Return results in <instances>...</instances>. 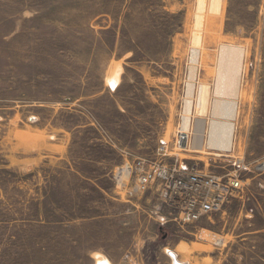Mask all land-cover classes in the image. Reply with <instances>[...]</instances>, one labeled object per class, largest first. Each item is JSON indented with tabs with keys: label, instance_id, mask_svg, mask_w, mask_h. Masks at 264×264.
Here are the masks:
<instances>
[{
	"label": "rangeland",
	"instance_id": "1",
	"mask_svg": "<svg viewBox=\"0 0 264 264\" xmlns=\"http://www.w3.org/2000/svg\"><path fill=\"white\" fill-rule=\"evenodd\" d=\"M203 1L0 0V264H264V0ZM222 46L243 52L235 98L215 95ZM212 121L233 124L229 151L205 144ZM161 143L243 193L163 222L126 170L165 160Z\"/></svg>",
	"mask_w": 264,
	"mask_h": 264
},
{
	"label": "built area",
	"instance_id": "2",
	"mask_svg": "<svg viewBox=\"0 0 264 264\" xmlns=\"http://www.w3.org/2000/svg\"><path fill=\"white\" fill-rule=\"evenodd\" d=\"M188 141L189 136L181 129L176 135L175 149L186 147ZM165 145L161 143L159 149L165 160L150 163L142 159L134 169L126 166L130 173L132 170L137 173L136 192L148 191L161 200L167 211L166 216L161 217L163 222L182 229L220 213L231 200L238 199L243 193V182L235 176L202 175L177 158H170L169 162Z\"/></svg>",
	"mask_w": 264,
	"mask_h": 264
},
{
	"label": "bare ground",
	"instance_id": "3",
	"mask_svg": "<svg viewBox=\"0 0 264 264\" xmlns=\"http://www.w3.org/2000/svg\"><path fill=\"white\" fill-rule=\"evenodd\" d=\"M201 1V0H200ZM203 1V0H202ZM213 1V0H212ZM214 2V1H213ZM204 3V1H203ZM215 2L214 4H216ZM202 4V2H201ZM213 5V3H212ZM201 6V5H200ZM200 8V7H199ZM202 10V9H200ZM201 19L198 17V20ZM238 48V49H237ZM232 47H225L222 46L220 48V54H219V60H218V73H217V79L216 85H215V95L218 97H236V89L238 84V79L241 72V64H242V57L243 52L242 50ZM191 62L192 64H198L200 62V52L198 49L193 48L191 51ZM205 60H202L201 63L203 64ZM200 63V64H201ZM192 77V76H191ZM116 78V76H115ZM114 78V79H115ZM114 79H112L114 81ZM115 84V83H114ZM205 93V92H203ZM230 100V99H229ZM198 106L200 108L203 101L201 99H198ZM201 101V103H200ZM217 102L214 103V111L212 114L217 116V114L221 115V117L225 119L232 120L234 116V110H235V103L233 102H221L216 100ZM206 103V102H205ZM186 106H188L186 104ZM203 106V105H202ZM190 107V105H189ZM187 108L186 115L190 114V109ZM203 108V107H202ZM201 108V109H202ZM216 119V118H214ZM219 119V118H218ZM224 121V120H223ZM227 121V120H226ZM190 126V119L188 117L183 118V124H182V130L183 132H187L188 128ZM234 126L233 124L229 122H216L212 121L210 126L208 127V138L206 141V145L211 149H217L222 151H229L232 146V139H233V132H234ZM195 134L197 135L196 142L194 144V148L199 151L201 149V138H202V121L199 123L198 127L195 129ZM192 144V143H190ZM187 147H184L183 150H185ZM189 148V147H188ZM192 148V147H191ZM127 172L124 171L123 174H126ZM123 177V176H121ZM173 264H183L182 262L177 261L175 253H170ZM96 264H110L106 259L99 257L97 258ZM186 264V263H185Z\"/></svg>",
	"mask_w": 264,
	"mask_h": 264
}]
</instances>
